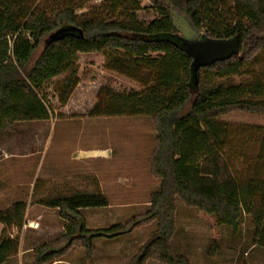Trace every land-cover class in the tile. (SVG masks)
I'll use <instances>...</instances> for the list:
<instances>
[{"label":"trees","instance_id":"trees-1","mask_svg":"<svg viewBox=\"0 0 264 264\" xmlns=\"http://www.w3.org/2000/svg\"><path fill=\"white\" fill-rule=\"evenodd\" d=\"M38 1L0 0V134L19 122L50 120L52 112L39 92L48 82L71 72L74 79L61 100L66 104L79 84L73 70L78 55L123 52L131 62L117 61L113 71L134 79L138 66L155 54L157 57L146 63L156 71L153 87L131 96L115 93L110 105L101 104L92 115L152 116L157 145L150 158L151 172L161 184L145 215L108 229H88L80 213L106 208L108 202L101 194L77 192L46 203L66 222L65 236L38 249L36 263L51 262L77 242L91 257L95 240L115 239L157 221V230L132 264H146L153 257L164 264H188L170 245L176 232L177 199L215 217L219 225L236 233L243 213H251L243 199L258 186L252 192L235 185H208L211 179L205 177L208 173L200 162L222 149L228 138L220 118L232 112L264 116V101L253 98L262 93L261 87L245 97L233 85L215 80L232 79L264 53V0H145L157 16L147 24L135 15L126 21L77 15L85 5L71 0L48 15ZM226 9L234 14L232 21L224 17ZM217 18L228 23L226 29L216 27ZM185 30L214 41L238 37L240 55L202 68L195 77L193 60L182 48ZM26 210L25 203H17L0 211L4 226L0 264L18 251L19 244L6 236L7 229L21 228ZM254 216L258 245L264 247V214L257 211Z\"/></svg>","mask_w":264,"mask_h":264},{"label":"rangeland","instance_id":"rangeland-1","mask_svg":"<svg viewBox=\"0 0 264 264\" xmlns=\"http://www.w3.org/2000/svg\"><path fill=\"white\" fill-rule=\"evenodd\" d=\"M40 8L51 15L69 0H39ZM84 4L77 15L102 20L126 21L135 15L140 22L150 23L156 19L151 3L145 0H71ZM225 18L233 20V13L225 10ZM218 29H226L228 23L217 18ZM152 54L138 66L134 79L113 71L117 61L131 62L123 52L108 55H78L73 70L79 84L66 104L64 91L67 90L71 72L48 82L39 92L52 112L49 121L19 122L12 130L0 134V211H7L17 203H25L27 210L21 228L7 229V237L18 242V251L4 264H37L35 253L38 249L61 241L65 236L66 222L59 211L46 206L56 199L61 188L51 182L52 172L46 170L44 177L36 179L35 172L42 163L49 145L46 135L56 129H80L86 123L90 131L91 148L108 151L111 160L91 162L93 176L87 184L74 188L82 193L101 194L108 202L106 208L85 209L80 213L90 230L108 229L114 225H126L133 218L141 217L150 209L151 197L159 191L161 179L151 172V154L157 145L156 125L152 116L137 115L95 117L94 108L101 104L110 105L112 95L131 96L155 85V73L148 67ZM218 83L233 85L245 97H250L255 87L262 93L254 96L264 101V53L239 75ZM228 131V138L222 149L214 152L207 160H201L205 176L211 180L208 185H235L244 191L258 190L245 196L251 213L244 212L235 233L231 228L218 224L215 217L177 199L176 232L170 245L174 253L188 264H264V247L258 245L259 234L255 226V213L264 214V116L243 112H232L219 119ZM32 122V123H31ZM26 123V124H25ZM23 124V125H22ZM35 135L41 136L39 139ZM39 150L38 162L33 161L32 152ZM4 150L8 152L4 154ZM12 154V157L8 156ZM43 153V154H42ZM10 162L2 163V159ZM32 158V160L30 159ZM28 159V160H27ZM30 159V161H29ZM29 161V162H28ZM66 189V188H64ZM27 221H37V230H25ZM4 226L0 224V241ZM157 230V221L140 226L133 232L115 239H97L94 251L88 257L80 242L46 264H132L144 246ZM146 264H164L157 258H150Z\"/></svg>","mask_w":264,"mask_h":264},{"label":"crops","instance_id":"crops-1","mask_svg":"<svg viewBox=\"0 0 264 264\" xmlns=\"http://www.w3.org/2000/svg\"><path fill=\"white\" fill-rule=\"evenodd\" d=\"M56 125L58 124H53V130L46 135L50 151L48 152L47 149L43 158L40 157L41 155L37 149H35V152H32V155L33 161L38 162L37 157H40L39 163H42L39 167V171L37 170L35 172L36 179L39 178V176H45L42 171L44 168L43 166L49 165V168H45L52 172L51 182L61 188V190L59 189L56 192L57 196H64L80 192L76 189H67L68 187L74 188L78 185L87 184L86 181L93 176L99 178V175L92 174L90 168L91 162L102 161L108 163L111 157L108 151H101L99 148L92 150V136L90 135V131L85 128L86 123H82L80 129L74 130H59L56 129ZM40 137L39 135H35L36 139ZM4 154L7 155L8 152L4 150ZM8 156L12 157V154L9 153ZM30 159L32 160V158ZM10 161L11 160L7 158L2 159V163Z\"/></svg>","mask_w":264,"mask_h":264},{"label":"water","instance_id":"water-1","mask_svg":"<svg viewBox=\"0 0 264 264\" xmlns=\"http://www.w3.org/2000/svg\"><path fill=\"white\" fill-rule=\"evenodd\" d=\"M182 48L192 58V71L197 77L200 69L228 61L232 57L240 55V40L235 37L226 41H214L199 36L194 31L185 30Z\"/></svg>","mask_w":264,"mask_h":264},{"label":"built area","instance_id":"built-area-1","mask_svg":"<svg viewBox=\"0 0 264 264\" xmlns=\"http://www.w3.org/2000/svg\"><path fill=\"white\" fill-rule=\"evenodd\" d=\"M38 228H39V224H38L37 221H27L24 224V229L25 230H28V229L37 230Z\"/></svg>","mask_w":264,"mask_h":264}]
</instances>
